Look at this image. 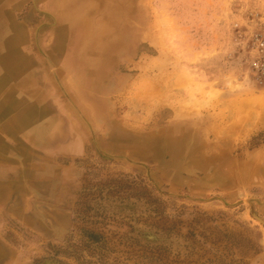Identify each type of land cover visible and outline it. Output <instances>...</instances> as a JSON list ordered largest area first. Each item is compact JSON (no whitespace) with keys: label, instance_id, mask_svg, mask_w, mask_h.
Segmentation results:
<instances>
[{"label":"rangeland","instance_id":"1","mask_svg":"<svg viewBox=\"0 0 264 264\" xmlns=\"http://www.w3.org/2000/svg\"><path fill=\"white\" fill-rule=\"evenodd\" d=\"M108 1L0 0V264H264V0Z\"/></svg>","mask_w":264,"mask_h":264},{"label":"built area","instance_id":"2","mask_svg":"<svg viewBox=\"0 0 264 264\" xmlns=\"http://www.w3.org/2000/svg\"><path fill=\"white\" fill-rule=\"evenodd\" d=\"M255 48L259 51V57L253 62V70L256 79L264 84V39H258Z\"/></svg>","mask_w":264,"mask_h":264},{"label":"bare ground","instance_id":"3","mask_svg":"<svg viewBox=\"0 0 264 264\" xmlns=\"http://www.w3.org/2000/svg\"><path fill=\"white\" fill-rule=\"evenodd\" d=\"M1 1H2V0H1ZM116 1H117V0H116ZM108 2L111 4L110 0H109ZM123 2H124V1H123ZM79 3H80V1H79ZM108 5H109V4H108ZM111 5H112V4H111ZM111 5H109V6H111ZM108 8H109V7H108ZM72 10H74V9H72ZM117 10H118V9H117ZM76 11H77V10H76ZM119 15H121V14H119V13L116 11V15H115L114 17L117 18ZM119 18H120V16H119ZM120 22H121V21H120ZM81 24H82V22H81ZM65 25H66V24H65ZM76 25H77V26H76ZM76 25H75V31L78 32L79 29H80L83 25H80V26H78V24H76ZM73 26H74V25H73ZM73 26H72V27H73ZM106 27H107V26H106ZM73 28H74V27H73ZM73 28H72V29H73ZM111 28H112V27H111ZM107 29H108V27H107ZM114 29H115V28H114ZM115 30H116V29H115ZM120 30H121V29H120ZM80 31H81V30H80ZM104 31H105V30H104ZM104 31H103V32H104ZM106 31H107V30H106ZM101 32H102V31H101ZM105 33H106V32H105ZM106 34L109 35L108 33H106ZM107 35H106V36H107ZM98 36H99V35H98ZM98 36H97V37H98ZM100 36H101V35H100ZM104 36H105V35H104ZM101 37H102V36H101ZM108 37H109V36H108ZM107 40H108V39H107ZM107 40H106V41H107ZM101 41H102V40H101ZM82 44H83V43H82ZM104 44H105V43L103 42V45H104ZM75 45H77L76 48L74 47L75 50H76V49H79V50H80V46H79L78 42L75 43ZM100 45L102 46V43H101V42L99 43V46H100ZM81 46H82V45H81ZM84 46H85V45H84ZM73 50H74V49H73ZM72 52H74V51H72ZM79 52H80V51H79ZM105 61H106V59H105ZM105 61H98V62H99V64H103V65H104V64H105ZM8 66H9V65H8ZM9 67H10V66H9ZM98 68H99V67H98ZM11 69H12V68H11ZM94 69H95V68H94ZM99 69H100V68H99ZM95 70H96V69H95ZM95 77H98V75H96ZM96 79H97V78H96ZM180 145H181V144H180ZM178 146H179L178 143H174V144H172L171 147H170V149L168 150V151H169V155H173V154H172L173 150L178 149Z\"/></svg>","mask_w":264,"mask_h":264}]
</instances>
